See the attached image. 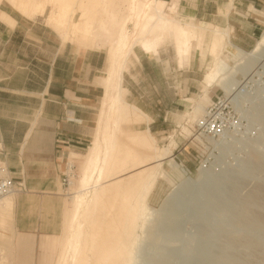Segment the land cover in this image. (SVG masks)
Wrapping results in <instances>:
<instances>
[{"label": "rangeland", "instance_id": "374dc122", "mask_svg": "<svg viewBox=\"0 0 264 264\" xmlns=\"http://www.w3.org/2000/svg\"><path fill=\"white\" fill-rule=\"evenodd\" d=\"M123 1L125 2V0H122V3L120 0H111L115 2V5L118 4L120 9L117 6L113 7L115 5L109 8L122 9L120 12L124 16L129 9ZM161 1L166 3L165 13L171 16V19L183 20L176 11L171 9L179 0ZM258 3L259 6L256 8L250 7V14L263 25L264 0ZM41 4H43L42 9L39 8ZM6 10L28 19L46 20L47 24L62 37L55 27L48 23L52 20L51 18L60 19L62 13L58 6L51 4V0H2V2L0 0V19H13ZM80 10L79 6L74 15V22L72 21L73 27L81 17ZM146 10L141 16L143 27L148 15ZM4 12L7 13L6 17L2 15ZM72 13L70 11L69 17L73 16ZM211 24L224 29L230 27ZM192 26L203 28L205 31H202L204 36L200 33V36L198 35L195 39L197 41H194L195 44L198 42L195 45L198 51L193 53L191 66L187 67L180 61L181 48L179 49L174 45L175 42L170 40L165 44L158 43L157 53L154 55L151 53L154 57L150 56L149 59L154 61L157 68L151 69L145 66L142 69L140 65L136 66L137 63L141 64L138 54L140 48L136 49L137 53L135 52L139 59L131 58L128 67L130 72L126 77L131 76L132 79L127 77L126 82L136 87L161 85L163 80L166 86V82H169L171 105L151 109L154 113L151 118L155 124L150 134L155 142L151 141L146 133L149 129H146V125L152 122H137L134 115L123 117V124H120L121 132H115L114 135L108 134L109 138L106 139L113 143L114 137L118 135L119 140L115 141L119 144L113 147L115 151L112 150L113 165L115 164L111 166L113 172L111 168L109 172L107 171L108 179H104L99 187H96L94 179L93 183L80 189L77 181L81 179L83 166L87 160L85 156L91 152L90 150L99 152L98 146H101L100 154L103 156L107 150L106 141L102 145L97 141L96 144L99 145L95 144L93 149L91 148L85 154L70 159L78 165L74 183L76 188L73 186L69 190L63 187L59 189V192L64 194V199L56 212L57 218L54 221L53 233L38 237L35 252L20 251L19 258L14 260L16 264L59 263L61 242L65 236L70 215L76 214L77 216L74 231L79 229L85 215L84 208L76 209L73 200L85 197L84 204L87 206L89 205L88 200L103 187L108 188V191L100 198V206L93 223L96 225L100 218L101 225L99 226H101L100 231L103 232L102 237L106 236L108 241L112 236L117 237L116 235L123 230L119 228L124 225L125 222H121L126 220L125 216L129 210L127 206L130 200L127 201V196L134 194L129 190L136 192L139 186L135 187L138 183L136 184L133 178L144 170L150 172L155 168H157L156 175L155 173L150 177L148 176L150 174L146 175L151 191L144 203L146 206V214L143 217L145 224L143 223L142 230L135 232L139 240L134 250V264H264V222L262 221L264 219V45L254 57L244 56L230 62L214 88L211 89V99L205 101L206 86L202 85V81L211 66L213 55L220 53V58L224 55L222 50L223 55L221 51L213 50L211 37L216 31L224 35L226 32L200 23ZM95 29L96 27L89 28V32L85 34L92 35ZM129 30L133 33L132 24H129ZM227 33L231 38L230 31ZM262 37H264V25L257 35V42L253 49L243 50L251 53L261 42ZM191 39L190 37L189 40L193 41ZM168 45L170 54L166 58H170L172 71L171 75L163 76L161 52ZM200 54L205 57L203 58ZM222 79L225 81L221 82ZM227 84L231 86L230 92L225 89ZM130 93L129 91V95ZM160 93L156 94L155 100L162 98ZM127 101L134 104L128 99ZM213 102H222L230 107L227 133L221 141L216 140V142L197 147L193 142L195 126ZM166 116L168 120L164 122ZM180 117L184 118L181 122ZM112 128H115L114 124ZM158 131L161 133H157ZM130 132L146 134L136 144ZM179 133H182L184 138H181ZM169 146L171 157L157 164V160L153 159V154L156 150L161 152ZM141 159L142 162L143 159L148 161L141 164ZM170 159H175L182 164L187 173L180 175L172 171L169 165ZM0 164L3 165L1 162ZM141 184L142 182L140 186ZM120 185H125V187L122 188ZM17 194L19 193H16L15 197ZM131 197L134 200L136 198L132 195ZM4 202L6 201H2ZM1 226L15 229V204L9 215L0 219V244L6 239V231ZM16 242L29 244L30 236L20 235ZM96 253L95 250L89 256L93 257ZM93 260L95 262V259ZM0 262L8 263L7 260L1 258ZM71 263L69 259L67 264Z\"/></svg>", "mask_w": 264, "mask_h": 264}, {"label": "crops", "instance_id": "0c3cea01", "mask_svg": "<svg viewBox=\"0 0 264 264\" xmlns=\"http://www.w3.org/2000/svg\"><path fill=\"white\" fill-rule=\"evenodd\" d=\"M154 1L161 0H149L150 3ZM260 1L179 0L171 9L183 18L181 22L229 30L233 44L251 50L264 24L251 17L250 7L256 8ZM140 3L141 0H134L129 11L125 27L127 50L137 43L142 32L143 17L137 14ZM165 6L163 13L169 16ZM6 11L14 19H0V162L6 164L9 175L18 183L24 182L27 192L3 200H12V207L0 205L2 219L15 204V229L1 226L6 231V239L0 244V258L7 260L6 264H16L14 260L20 251L35 252L38 237L53 233L56 212L64 199V194L59 192L62 186L58 149L68 150L61 157L70 160L72 156L85 154L97 141L100 145L104 143L107 126L113 123L109 113L116 90L113 82L105 83L110 69V49L100 47L94 34L75 32L73 22L58 25L48 21L60 37L46 20L28 19ZM209 21L232 28L224 29ZM129 24L133 26V33ZM137 48L140 47L134 48L136 57L132 54L130 61L131 58L139 59L135 54ZM140 49L141 64L136 66L157 68L149 59L154 54ZM168 54L169 45L161 52L163 76L171 75L172 71L170 58H166ZM127 77L123 84L127 90L126 101L134 103L127 101L132 107L143 109L151 119L152 123L146 125V129L149 128L146 133H150L155 124L151 109L171 105L169 82L166 86L163 80L161 85L136 87L126 82ZM204 83L203 79L202 85ZM159 93L162 98L155 100ZM179 119L181 122L184 118ZM167 120L168 116L164 122ZM23 234L30 236L29 244L16 242Z\"/></svg>", "mask_w": 264, "mask_h": 264}, {"label": "bare ground", "instance_id": "6f19581e", "mask_svg": "<svg viewBox=\"0 0 264 264\" xmlns=\"http://www.w3.org/2000/svg\"><path fill=\"white\" fill-rule=\"evenodd\" d=\"M120 1L122 3V0ZM117 2L119 3V1ZM133 2L134 0H125V2L123 1V3L128 5L127 9L129 10L126 15L122 16L123 13L121 14L120 12L122 9L118 10L117 8H109V6L115 5V2H111V0H51V4L53 6H58L62 12L60 19L53 20V18H51L52 19L51 21H55L56 23H58V25L70 24L72 21L74 22L73 19L76 13V9L80 6L81 17L75 25V28H74L75 32L81 31V32H84V35H85V33L89 32L88 31L89 28L96 27L94 36L98 38L97 41H99L100 47H102L103 49H106V48L110 49L109 52H110L111 67L107 71L105 83L106 84H109L110 82L114 83L115 90H116V97H114L112 101V105H111V109L109 113L110 114L109 119L113 123H110L107 126L106 139L108 137V134L114 135L115 132H118V133L121 132L120 124L123 121V117H126L128 115H134L135 120L137 122H143V121L148 122V123L151 122V119L147 115H145L141 109L137 107H132L126 101V98H125L127 94V90L124 88L123 84L125 81V76L128 74V71H129L128 69V65L130 63L129 59H130V56L134 54L135 46L138 45L140 48H143L146 52L148 53L154 52L153 54H156L157 53L156 46L158 43L162 44V43H166L167 41L171 40L172 42H175L174 45H176L179 49L181 48L180 50L181 57H179L181 58L180 61L184 65L189 67L193 59V53L198 51L197 47L195 46L198 44V42L197 44H195L196 42L194 43V41H197L195 40L197 39V36L200 33H202V31H205L203 28L193 27L192 25L194 24L188 21L181 22L173 18L171 19L167 15H164L163 9H164L165 3L162 1H154L153 3H150L149 0H141V3L139 5V11L137 10L138 11L137 14L139 15V17H141L142 15H144V12H145L144 10L148 9L149 12L147 15V19L144 23L145 25L143 27V31L138 36L137 43L133 44L130 50H127L129 45L127 43L128 40L125 36V27L129 19V11H130V8ZM117 5L113 7H116ZM39 8L42 9L43 4L39 5ZM118 8L120 9V7ZM70 11L73 12L72 17H69ZM100 14H102V16H100ZM2 15H4L3 17H6L7 13L4 12ZM227 31L229 32V30H226L225 35L224 33H219L218 31H216L214 32L215 34L211 37L212 42H213L212 43L213 50H216V51L222 50L224 51V55L222 51H221L223 55V57L221 56L222 58H220L219 56L220 53H215L218 55H215V54L213 55V61L211 63V66L204 77V82H205L204 84L206 86V93L204 97L205 101H208L211 99V89L214 88L215 84L218 82L219 78L222 76L224 69L228 68L230 62L234 60H238L239 58H242L244 56L254 57L256 54H258L259 50L264 45V37H262L261 42H259L255 50H253L251 53H248L244 51L242 48H240L239 46L233 44V42H231L230 34H228ZM202 35L204 36L203 33ZM188 37L189 38L191 37L193 41H190ZM202 42H201V45H202ZM177 52H178V49H177ZM224 81H225L224 79L221 80V82H224ZM225 89L227 92H230V88L228 84L225 86ZM189 102L191 101L189 100ZM113 124L115 125L114 129L112 128ZM145 134L146 133L143 134L139 132L131 133L136 144L139 143V141L141 140V137L145 136ZM147 134L151 138V141L155 142L153 136L148 132ZM117 138H118V135H116V138L114 137L113 143L109 142V139L108 141L105 139L106 141L105 144L107 146V148L106 147L105 148L107 150L103 156H101L100 154L101 146H98V148H100L99 152L97 151L95 152V150H90L91 152L87 156H85L87 160L83 166L81 179L77 181L78 184L76 183L78 185V188L84 189L89 184L93 183L94 179L96 180L95 181L96 187L97 186L99 187L101 186V183L103 182L104 179L105 180L108 179L107 171L109 172V169L114 163V159H113L114 155L112 157V154H113L112 150L115 151L113 147L119 144L118 142H117L118 144H116V141L119 140ZM96 148L97 147L95 146V149ZM145 152H148V151H145ZM153 155H154L153 159L157 160V164L159 161L163 162V160L171 157L170 156L171 155L170 146L167 148H164L163 150H161V152H158L156 150ZM75 157L77 156H72V158H75ZM68 161L73 163L69 159ZM147 161L143 159V162H142V159H141L140 162L141 164H144ZM169 162H170L169 165L172 168V171L180 175L187 173L186 170L183 169V165L179 164L175 159H170ZM3 165H4L5 170L7 171L8 167L6 166V164H3ZM113 166H115V164ZM156 169L157 168L152 169L150 172H146L144 170L140 172L139 174H137L136 178H133L135 179L134 180L135 183L136 184L138 183L135 187H137L138 185L139 186H138V189H136V192L133 190H129V191L130 193L131 192H134V194L136 193L135 196L134 194L131 193V195L136 198L134 200L132 199L130 194H128L127 196L126 194L127 192L124 193L128 197L127 201L130 200L129 206H127L129 208L128 214H126L125 216L126 220L124 218L125 221L121 220L122 221L121 223L125 222L123 223L124 225L120 224L121 228L119 229H123L122 232L116 235L117 237L115 238H113L111 234L112 239L110 238L109 241L106 239V236L105 238L102 237L103 232L100 231L101 226H99V224L101 225L100 218H98L96 225H94L93 223L94 216L98 212L97 210L100 206L99 205L100 198L103 194L107 193L108 188L106 189L103 187L101 189H98L94 193V195L90 198L91 200L90 199L88 200L89 205L87 206H85L84 204L86 200L85 197L74 199L73 201L75 204V208L77 207L76 209H78V208L83 207L85 215L83 217V222L80 223L79 229L76 231H74V225L76 223L77 216L76 214H72V216L70 215L71 218L65 229V233H64L65 236L61 242V248H60L61 250H60V255H59L60 261L59 263L57 262V264H67L69 259L72 262L71 264H134V250L139 240V237L137 236V233L135 232L143 228V223L145 222L143 220V217L146 214V206L144 203H145L147 195L149 194V191H151L150 190L151 186L148 183L149 181L148 182L146 181V178H147L146 175L150 174L148 175L149 177L152 176L154 173L156 175V172H155ZM76 177H77V167H76V176L73 177L72 179L73 181L70 187L68 188V190L73 186H75L76 188V185L74 184ZM141 182L142 184L140 186ZM125 185L123 186L125 187ZM123 186L121 187L124 188ZM109 189L111 188L109 187ZM110 191L112 192L114 190H110ZM15 194L9 195L1 199L0 205L1 206L6 205V208L12 207L13 205L12 200H9L4 204L1 203V201H3L6 198L14 196ZM262 221L264 222V219ZM95 250L97 251V253L93 254V257L89 256L90 253H93ZM93 259H95V262ZM0 264H3V263L0 262Z\"/></svg>", "mask_w": 264, "mask_h": 264}, {"label": "built area", "instance_id": "2783aa9c", "mask_svg": "<svg viewBox=\"0 0 264 264\" xmlns=\"http://www.w3.org/2000/svg\"><path fill=\"white\" fill-rule=\"evenodd\" d=\"M228 86L231 89V86ZM229 109V105L223 104L222 102H213V105H210L194 129L195 135L193 136V142L196 143L197 147L216 142V140H222L223 136L227 133ZM179 136L184 138L182 133H179ZM64 151L67 152L68 150L60 147L57 156L60 165H63L61 166V185L63 189L68 190L73 181V177L76 176V165L69 162L66 156L61 157ZM5 171L4 165H0V200L15 193L27 192V187L24 182L18 183L9 175L8 170Z\"/></svg>", "mask_w": 264, "mask_h": 264}]
</instances>
